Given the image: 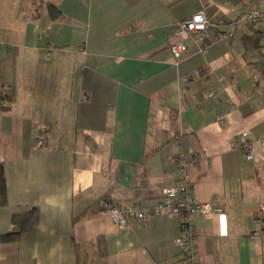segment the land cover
Wrapping results in <instances>:
<instances>
[{
    "label": "crops",
    "instance_id": "crops-1",
    "mask_svg": "<svg viewBox=\"0 0 264 264\" xmlns=\"http://www.w3.org/2000/svg\"><path fill=\"white\" fill-rule=\"evenodd\" d=\"M258 6L264 0H0L9 199L0 233L16 230L15 213L41 212L34 228L0 241V264H183L179 215L130 217L125 228L107 210L74 220L104 195L152 200L175 185V133L199 157L192 191L224 209L194 217L199 264H264V148L249 160L237 140L264 132V22L223 40L211 28L204 53L174 34L200 9L220 23ZM177 40L188 46L180 59Z\"/></svg>",
    "mask_w": 264,
    "mask_h": 264
},
{
    "label": "built area",
    "instance_id": "built-area-1",
    "mask_svg": "<svg viewBox=\"0 0 264 264\" xmlns=\"http://www.w3.org/2000/svg\"><path fill=\"white\" fill-rule=\"evenodd\" d=\"M264 22V6L254 7L250 11L239 15L233 20L216 22L209 17L205 9L193 13L191 16L179 20L174 28V34L185 38H192L199 51L206 52L207 46L202 45L204 38L213 27H219L217 38L219 40L233 36L245 25ZM170 48L177 59H180L188 50L185 40H177L171 43ZM256 86L259 78L255 80ZM177 151L178 182L166 188L161 197L152 200H137L126 203H106V210L110 212L113 219L120 228L129 225L130 217L138 221L150 218L155 213H170L181 217L182 234L179 243L182 246L183 264H199V253L197 247V236L194 226V217L198 214H218L223 212V207L216 206L210 201L200 200L192 191L190 179V166L198 163V156H189L182 145L181 135L175 133L171 137ZM238 146L245 152L249 160L256 158V146L264 148V132L258 137L251 138L247 132L237 137ZM257 214L264 218V205L258 208Z\"/></svg>",
    "mask_w": 264,
    "mask_h": 264
},
{
    "label": "trees",
    "instance_id": "trees-1",
    "mask_svg": "<svg viewBox=\"0 0 264 264\" xmlns=\"http://www.w3.org/2000/svg\"><path fill=\"white\" fill-rule=\"evenodd\" d=\"M50 6L53 17L57 18L60 15L59 9L54 5ZM252 39L256 40L254 46H257V44L259 43V37H252ZM8 200V185L4 162L0 161V206L7 205ZM105 202L116 203L112 198L104 195L102 198L89 205L80 215L75 216L74 220L80 218L83 215L90 216L101 212L102 210H106L107 207L105 205ZM40 218L41 212L40 208L37 206H33L31 209H28L26 211L15 213L12 217V221L16 225V230L13 232L0 233V241L18 238L23 232L29 231L34 228L40 222ZM99 249L100 254L105 255L107 253L103 237L99 238Z\"/></svg>",
    "mask_w": 264,
    "mask_h": 264
}]
</instances>
